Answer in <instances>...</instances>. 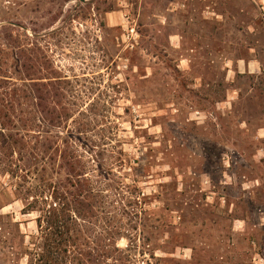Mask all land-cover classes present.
<instances>
[{
    "label": "rangeland",
    "instance_id": "374dc122",
    "mask_svg": "<svg viewBox=\"0 0 264 264\" xmlns=\"http://www.w3.org/2000/svg\"><path fill=\"white\" fill-rule=\"evenodd\" d=\"M9 24L97 105L71 126L107 150L94 164L110 194L143 192L157 256L264 260V0H0ZM10 189L0 174V264L36 230Z\"/></svg>",
    "mask_w": 264,
    "mask_h": 264
},
{
    "label": "trees",
    "instance_id": "16d2710c",
    "mask_svg": "<svg viewBox=\"0 0 264 264\" xmlns=\"http://www.w3.org/2000/svg\"><path fill=\"white\" fill-rule=\"evenodd\" d=\"M32 45L22 46L12 25L0 29V174L36 224L12 251L17 264H166L140 238L143 192L110 194L106 171L94 164L107 150H87L85 132L71 126L77 113L90 126L97 105L84 110L70 80Z\"/></svg>",
    "mask_w": 264,
    "mask_h": 264
},
{
    "label": "crops",
    "instance_id": "0c3cea01",
    "mask_svg": "<svg viewBox=\"0 0 264 264\" xmlns=\"http://www.w3.org/2000/svg\"><path fill=\"white\" fill-rule=\"evenodd\" d=\"M250 65H253L254 67H257V63H252V64H249V63H247L246 64V69L250 66ZM259 67V66H258ZM260 264H264V260H261V263Z\"/></svg>",
    "mask_w": 264,
    "mask_h": 264
}]
</instances>
